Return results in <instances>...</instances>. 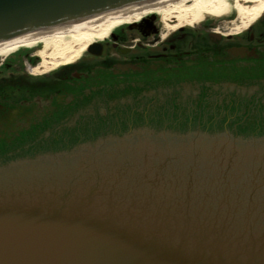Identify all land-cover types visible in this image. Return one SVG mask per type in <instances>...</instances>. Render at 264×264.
I'll return each mask as SVG.
<instances>
[{"label":"water","instance_id":"obj_1","mask_svg":"<svg viewBox=\"0 0 264 264\" xmlns=\"http://www.w3.org/2000/svg\"><path fill=\"white\" fill-rule=\"evenodd\" d=\"M137 1L0 0V41ZM216 146L207 144L204 158L209 167L215 165L209 172L217 173L226 189L230 166L225 155L212 158ZM134 159L145 163L147 154ZM118 160H98L93 171L104 172ZM87 164L81 160L77 168L73 161L66 166L41 162V168L25 171L15 181L13 173L5 176L0 186V264H264L260 210L250 218L239 205L222 206L220 190L200 200L202 183L181 175L165 178L148 169H140L136 177L112 176L98 188L86 174L93 173L80 168ZM65 169L76 186L37 183L61 176ZM242 174L264 180V163L234 173ZM258 217L262 228L256 226Z\"/></svg>","mask_w":264,"mask_h":264},{"label":"flooded vegetation","instance_id":"obj_2","mask_svg":"<svg viewBox=\"0 0 264 264\" xmlns=\"http://www.w3.org/2000/svg\"><path fill=\"white\" fill-rule=\"evenodd\" d=\"M211 31L216 29L181 27L163 35L158 17L148 16L130 30H116L100 56L86 53L76 64L37 78L0 73V142L36 138L37 132L47 136L45 127L69 125L73 117L78 122L85 109L145 108L158 95L256 93L264 15L238 37L216 39ZM239 46L252 54L230 51ZM197 73L212 78L190 80Z\"/></svg>","mask_w":264,"mask_h":264},{"label":"bare ground","instance_id":"obj_3","mask_svg":"<svg viewBox=\"0 0 264 264\" xmlns=\"http://www.w3.org/2000/svg\"><path fill=\"white\" fill-rule=\"evenodd\" d=\"M230 1L157 0L156 4L149 5H142L137 1L134 5L128 6L131 8H121L111 14L87 18L70 26L46 29L0 42V56H5L20 47H33L42 43L44 45L39 51V55L43 60L42 67L44 70H48L53 66L72 63L79 59L84 55L90 43L102 41L119 24L138 19L143 10H147L146 12L154 10L161 13L166 25L173 16L178 18L177 25L183 23L193 25L202 20L203 12L215 16L228 14L227 10L232 6ZM235 8L241 15H244V25L248 26L264 12V0H236ZM80 43L82 44L80 45ZM50 48L51 51L47 52L46 50Z\"/></svg>","mask_w":264,"mask_h":264},{"label":"rangeland","instance_id":"obj_4","mask_svg":"<svg viewBox=\"0 0 264 264\" xmlns=\"http://www.w3.org/2000/svg\"><path fill=\"white\" fill-rule=\"evenodd\" d=\"M230 3L232 4L231 8L229 10H227L229 13L228 14H224L222 16H215L212 15L210 13L207 12H203V17H202V22H200L202 24V26L205 29H208L210 27L213 28H219V30H221L223 33L227 34V33H234L237 32L239 30H241L244 26L243 23V17L244 15H241L238 10H236L235 6H236V0H231ZM204 18V19H203ZM199 23V24H200ZM79 44V43H78ZM82 43H80L81 45ZM42 43H40L38 45V47L36 48H27L24 50V52H19V53H15V54H10L9 56H4V57H0V63L4 62L3 59L6 58V62L4 63V67L7 68L11 65L10 70L11 73H17L16 71H14V66L18 67L19 69H22L24 66H29L28 63V59L29 58H34V59H38L36 60V64L35 65H39V64H43V61L40 57H37V55H32L33 51L39 52L42 48H43ZM47 52L51 51V48L49 50H46ZM16 64V65H14ZM14 65V66H13ZM29 69V67H27ZM40 68V66H39ZM38 69V67H37ZM31 70V69H29ZM33 71V70H32ZM210 74V73H208ZM257 78L260 77L259 75L256 76ZM190 80H200V79H211L212 77L210 75H205V74H199L197 73L196 77L190 76L189 77ZM228 78V77H225ZM224 80V79H223ZM261 91L262 94H253L250 95L249 97H251L252 99L250 101H247L246 104L243 107H240L238 109H235V114L234 116H232V118L230 119L231 122H229V125L234 124H238L239 126V131L242 133H245V131H247L248 126L251 127H259L261 128L259 131H264V102H263V98H264V85H262L261 87ZM176 96H178L177 94L175 95H171L169 98H165L164 102L162 100H159V95L157 96V98H151L148 99L149 103H147L145 105V108L143 109L142 113H143V117L139 120L134 119L131 122H127L128 125H136L139 124V126H143L145 124H150V121L148 120L149 118H153L155 119V121H158V126H153L154 130H164L166 127L171 126L170 123H174V121L179 122L178 119L174 118L179 111H177V109H173L174 106H178L179 104L175 101ZM260 96V98H262L261 100H259L260 103H255V97ZM197 99V102L194 103L197 104L200 102L201 99V95L198 94L197 98H195V100ZM185 100V99H183ZM192 99L186 100V102H191ZM163 102V103H162ZM149 105L152 106V108H149ZM136 109L141 108V106H135ZM242 108H244L243 110H241ZM187 109H189L188 113L191 115L192 119H189V122L192 123L193 126H198V123H201L203 126H205V129H217L219 127H222L223 124L225 122V120L227 119L228 115H221V116H215L212 115L210 111L205 112V114H207V116L202 117V119H198L195 117L199 116V112L196 110H192L193 107L189 106ZM260 109V110H258ZM185 110V109H183ZM96 111V110H95ZM96 112L92 111V114H95ZM236 115V116H235ZM167 117V118H172L173 120H167V124L166 126H163V124H165L164 120H161L162 118ZM203 120V121H202ZM184 124V121H181L179 123ZM63 127H56L55 131H62ZM197 128V127H196ZM130 129V127L127 126H123V127H118L116 128L115 132L117 134H123L126 131H128ZM49 130H53V127H49ZM63 132V131H62ZM55 133V132H54ZM59 134V133H57ZM61 135V134H60ZM62 136V135H61ZM65 133L62 136L63 139L65 138ZM19 138H17L16 140H13L11 142H7V143H3L2 144V148L0 149V167L1 166H6L8 164V162L11 160L8 159L9 155H11L12 153L16 154V155H23L25 154L24 152H18V147L22 146L24 143H20L19 142ZM53 144H59L56 142H53ZM24 147V146H23ZM22 147V148H23ZM26 151V150H25ZM18 152V153H17ZM27 153V152H26ZM3 163H6L5 165H3Z\"/></svg>","mask_w":264,"mask_h":264}]
</instances>
